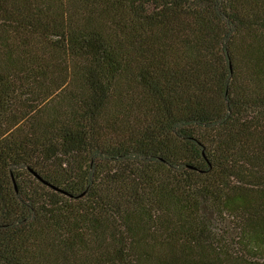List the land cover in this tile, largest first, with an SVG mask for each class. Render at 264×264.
<instances>
[{"label":"trees","instance_id":"obj_1","mask_svg":"<svg viewBox=\"0 0 264 264\" xmlns=\"http://www.w3.org/2000/svg\"><path fill=\"white\" fill-rule=\"evenodd\" d=\"M230 244L264 264V0H0V264Z\"/></svg>","mask_w":264,"mask_h":264},{"label":"rangeland","instance_id":"obj_2","mask_svg":"<svg viewBox=\"0 0 264 264\" xmlns=\"http://www.w3.org/2000/svg\"><path fill=\"white\" fill-rule=\"evenodd\" d=\"M233 230L234 229H231V234L234 236L236 232H234ZM218 244L220 245L221 242H218ZM222 252L227 253V255H225L224 257L227 256L226 260H229V264H235L233 260H244L243 248L241 246L232 244L224 245V250Z\"/></svg>","mask_w":264,"mask_h":264},{"label":"water","instance_id":"obj_3","mask_svg":"<svg viewBox=\"0 0 264 264\" xmlns=\"http://www.w3.org/2000/svg\"><path fill=\"white\" fill-rule=\"evenodd\" d=\"M35 176H37L36 174H35ZM45 184H47V183H45ZM57 190V189H56ZM59 191H61V190H59Z\"/></svg>","mask_w":264,"mask_h":264}]
</instances>
